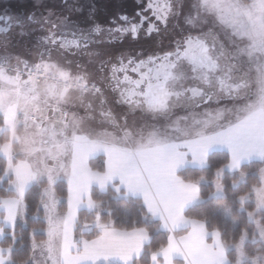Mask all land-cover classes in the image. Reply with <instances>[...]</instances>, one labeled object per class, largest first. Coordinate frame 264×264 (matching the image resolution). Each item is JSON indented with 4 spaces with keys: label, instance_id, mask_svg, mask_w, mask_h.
Segmentation results:
<instances>
[{
    "label": "snow or ice",
    "instance_id": "1",
    "mask_svg": "<svg viewBox=\"0 0 264 264\" xmlns=\"http://www.w3.org/2000/svg\"><path fill=\"white\" fill-rule=\"evenodd\" d=\"M95 13L0 17V264H264V0Z\"/></svg>",
    "mask_w": 264,
    "mask_h": 264
},
{
    "label": "flooded vegetation",
    "instance_id": "2",
    "mask_svg": "<svg viewBox=\"0 0 264 264\" xmlns=\"http://www.w3.org/2000/svg\"><path fill=\"white\" fill-rule=\"evenodd\" d=\"M34 2H36V0H8L7 2H2V4L0 2V17H4L5 20L12 18L14 23L17 16H27L34 13L37 17H39L42 13L46 14L47 10L50 9L62 16H69L74 20H82L87 16L89 6L95 5V19L101 24L107 26L110 18L116 16L117 14H134L137 10L138 0H38V5H35ZM77 4L84 7V11L82 13L71 11V8ZM0 27H7V24L4 21H0ZM34 27L38 28L39 26L34 25ZM18 32L19 29L14 27L12 35L15 36L16 39L18 37ZM3 35L4 34H0V39H3ZM40 35H43V33L37 31L32 37L25 38L27 46L31 49L32 57H35L37 53V48L35 47V37ZM100 38L102 37H97V39ZM170 39L171 37L163 35L157 37L155 34L146 38L142 32L138 41L130 42L128 39H125L123 42L116 45V47L120 51L125 52L129 49L140 51L141 49H150L154 46L157 40H162L166 45ZM14 50H22L21 54L26 58L28 57V52H26L24 48L13 49L12 51L14 52Z\"/></svg>",
    "mask_w": 264,
    "mask_h": 264
},
{
    "label": "rangeland",
    "instance_id": "3",
    "mask_svg": "<svg viewBox=\"0 0 264 264\" xmlns=\"http://www.w3.org/2000/svg\"><path fill=\"white\" fill-rule=\"evenodd\" d=\"M8 0H0V2H1V4H2V2H7ZM34 4L35 5H38L39 3H38V0H36V2H34ZM17 39H19L18 37H17ZM19 48H22V47H17V48H15V49H19ZM21 51L22 50H20V51H18V50H14V52H13V54L14 55H16V54H19V55H21L22 57H25V56H23L22 54H21ZM26 58V57H25ZM83 219V218H82Z\"/></svg>",
    "mask_w": 264,
    "mask_h": 264
},
{
    "label": "trees",
    "instance_id": "4",
    "mask_svg": "<svg viewBox=\"0 0 264 264\" xmlns=\"http://www.w3.org/2000/svg\"><path fill=\"white\" fill-rule=\"evenodd\" d=\"M83 218V216H81V219ZM25 238H27V232L24 233ZM88 238H93V237H88Z\"/></svg>",
    "mask_w": 264,
    "mask_h": 264
}]
</instances>
